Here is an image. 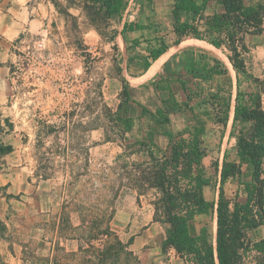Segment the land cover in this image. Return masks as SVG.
<instances>
[{
	"label": "rangeland",
	"instance_id": "1",
	"mask_svg": "<svg viewBox=\"0 0 264 264\" xmlns=\"http://www.w3.org/2000/svg\"><path fill=\"white\" fill-rule=\"evenodd\" d=\"M10 2L0 0V10ZM29 3L43 12L41 32L13 43L25 50L29 45L31 59L25 64L28 69L19 73L14 83L17 95L7 103L12 106L11 113L7 109L9 114L0 123V135L3 136L16 123L22 132L37 131V148L44 155L41 160L52 168L48 173L60 178L65 175L61 172L64 169L69 171L66 175L79 177L82 183L74 204L68 206L62 226L57 229L52 254L37 252L40 244L32 242L26 234H16V238H12L11 232L6 235L7 231L0 222V264H150L144 251L152 246L153 241L142 246L137 241L141 235L148 234L151 208L145 199L143 205H137L130 193L113 197L111 188L119 183L112 173L113 156L119 148L103 141L105 135L114 136L112 128H118L110 112L116 110L122 101L114 22L104 17L103 11L98 10L92 0H29ZM197 28L200 35L189 36V41L209 42L211 37L205 32L204 18ZM213 52L229 64L225 46ZM263 81L258 79L253 87L241 81L239 90L247 93L261 87L262 95ZM228 109L225 102L209 104L202 111L203 144L207 152L203 164L209 179L203 193L209 201L217 198V165L219 168L224 153L229 160L234 158L236 134L241 127L239 123L233 126L232 121L227 122ZM33 122L37 128L30 125ZM183 128L175 126L174 132ZM125 135L133 138L137 131L132 129ZM158 141L165 144L161 136ZM95 145L97 151L96 154L92 152L91 161L83 157L75 167L76 153L69 151L67 157L60 154L63 146L70 150H84L90 146L93 149ZM74 154L76 159L72 157ZM124 161L127 159L122 157L120 162ZM246 179L248 175H244ZM237 187L236 181H226L224 190L227 196H232ZM75 207L81 220L73 214ZM96 218L100 221L98 225L94 222ZM202 226L207 227L214 239V217L199 215L190 223L193 233ZM255 235L256 239L264 238V225ZM249 237L253 238L254 234L249 232ZM153 238L156 239L157 235ZM7 241H15L16 245H6ZM20 244L25 245L23 252L18 250V258H12L9 250L14 252ZM252 257L246 259L247 264H255Z\"/></svg>",
	"mask_w": 264,
	"mask_h": 264
},
{
	"label": "crops",
	"instance_id": "2",
	"mask_svg": "<svg viewBox=\"0 0 264 264\" xmlns=\"http://www.w3.org/2000/svg\"><path fill=\"white\" fill-rule=\"evenodd\" d=\"M193 1L200 6L203 0ZM135 2L134 6L126 5L120 14L111 17L115 27L118 78L122 87L126 84L128 92V99L123 104H126L127 114L132 116L135 125L142 122L146 124V116H141L143 107L151 112L158 108H167V126L174 132L175 126H190L201 120L202 111L209 104L225 102L229 108L227 122L232 121L237 86L239 89L240 82L253 87L257 84L254 78L264 80V19L260 33L247 34L244 38L248 47L244 62L249 76H240L237 85L236 73L228 57L226 56L231 66L226 60L224 62V59L213 54L219 48L208 41L195 39L198 43H192L189 36L177 35L173 18L175 0ZM257 2L264 0H244L246 5ZM216 12H222L221 1L207 0L197 13H183L181 21L198 25L204 17ZM42 22L43 12L32 6L29 0H11L7 7L0 10V123L4 122V117H8V111L12 107L7 104L9 99L17 95L12 77L15 59L12 45L17 39L25 40L27 36L40 33ZM160 48L163 51L152 58V52ZM163 55L165 57L157 62ZM261 96L264 104V91ZM30 125L37 128L35 122ZM22 131L16 123L3 136L0 135V145L9 147L0 151V222L7 231L6 235L11 232L12 238H16V234H26L32 242L40 244L37 252L48 251L52 254L57 229L62 226L68 206L74 204L82 180L66 175L69 171L64 169L61 172L65 175L60 178L50 175L48 172L51 173L52 168L43 164L41 157L44 155L37 148L39 133ZM108 136L105 135L103 141L116 144L119 148L113 156L114 161L123 152V147L119 141L111 139L114 136ZM63 147L64 150L61 149L60 152L62 156H69V151L77 154L74 167L83 157H87L86 161H91L92 152L96 154L97 151V145L93 149L90 146L84 150ZM72 157L75 158V154ZM76 208L73 209V214H77L76 217L81 220V214ZM146 231L148 234L141 235L137 244L142 246L150 240L153 241L152 246L144 251L150 264H184L173 249L162 251L164 228L158 222H153L152 217L151 225ZM153 235H157V238L154 239ZM7 242L6 245H16L15 241ZM17 246L19 249L14 252L9 250L12 258H18L17 254L23 252L25 245Z\"/></svg>",
	"mask_w": 264,
	"mask_h": 264
},
{
	"label": "trees",
	"instance_id": "3",
	"mask_svg": "<svg viewBox=\"0 0 264 264\" xmlns=\"http://www.w3.org/2000/svg\"><path fill=\"white\" fill-rule=\"evenodd\" d=\"M92 1L103 11L104 17L111 18L122 12L128 0ZM206 1L197 6L193 0H175L174 29L179 37L200 35L197 25L181 21V15L197 13ZM220 1L222 12L204 17L205 32L215 47L225 46L238 85L241 75L249 76L244 62V54L248 52L244 38L262 31L264 2L246 5L244 0ZM162 51L160 48L152 52L151 57H157ZM254 81L258 79L254 78ZM126 87L124 84L121 103L110 112L118 128H112L115 138L110 135L108 138L116 139L123 147L112 167L115 179L119 180L111 188L113 197L130 193L140 206L145 199L152 210V221L164 228L162 251L173 249L185 264H247L250 255L255 264H264V238H255L257 229L264 225L261 88L243 93L237 86L232 125L239 123L241 127L236 134L235 156L229 160L224 153L220 168L217 165V198L209 201L203 193L209 184L203 164L207 153L203 144V122L197 120L195 124L173 132L167 126V108L151 112L143 107L141 116H146V124L142 122L136 126L123 104L128 99ZM132 129L137 131V136L130 138L125 133ZM159 136L165 139V144L158 141ZM8 148L0 145V151ZM122 157L130 159L120 162ZM244 175H248V179L244 180ZM228 180L238 184L232 196H227L224 190ZM199 215L214 217V239L206 226L200 227L197 233L191 231L190 223ZM94 222L98 225L100 221L96 218ZM249 232L254 234L253 238L249 237Z\"/></svg>",
	"mask_w": 264,
	"mask_h": 264
},
{
	"label": "built area",
	"instance_id": "4",
	"mask_svg": "<svg viewBox=\"0 0 264 264\" xmlns=\"http://www.w3.org/2000/svg\"><path fill=\"white\" fill-rule=\"evenodd\" d=\"M130 4H133L134 6L136 4L135 0H128L126 5L129 6ZM126 11H127V8H126ZM28 48H29V45H27L26 50H25V49H22L21 46L18 44H14L12 47L13 54L15 57L14 63H13L14 70L12 72L14 81L17 80L19 73H21L22 71H26L28 69L26 67L27 65L26 63L27 61L31 59V56H29Z\"/></svg>",
	"mask_w": 264,
	"mask_h": 264
},
{
	"label": "bare ground",
	"instance_id": "5",
	"mask_svg": "<svg viewBox=\"0 0 264 264\" xmlns=\"http://www.w3.org/2000/svg\"><path fill=\"white\" fill-rule=\"evenodd\" d=\"M164 57H165V55L161 56V57L157 60V62H159L160 60H162ZM228 63H229V65L231 66V64H230L229 61H228Z\"/></svg>",
	"mask_w": 264,
	"mask_h": 264
}]
</instances>
